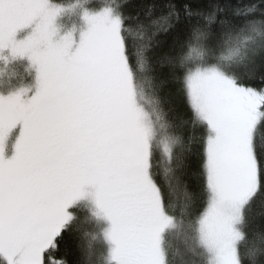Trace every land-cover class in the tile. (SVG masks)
<instances>
[{"label": "snow or ice", "instance_id": "1", "mask_svg": "<svg viewBox=\"0 0 264 264\" xmlns=\"http://www.w3.org/2000/svg\"><path fill=\"white\" fill-rule=\"evenodd\" d=\"M94 2L0 0V264H67L72 230L85 264H264V232H248L264 206V0L142 17ZM169 85L189 111L178 124Z\"/></svg>", "mask_w": 264, "mask_h": 264}, {"label": "trees", "instance_id": "2", "mask_svg": "<svg viewBox=\"0 0 264 264\" xmlns=\"http://www.w3.org/2000/svg\"><path fill=\"white\" fill-rule=\"evenodd\" d=\"M60 3H69L71 0H58ZM114 0H95L90 10L100 9V5L104 3H113ZM170 0H131L127 12L135 15L139 13L141 17L147 11L148 6L155 5L157 14L164 10ZM178 5H182L187 0H171ZM194 3H199L203 6H207L209 0H193ZM221 3L235 7L244 3L250 2V0H220ZM258 2V0H257ZM80 22V16L77 14L74 17V25L77 26ZM69 20L65 16L59 17V26L64 27L68 25ZM73 24V22H71ZM183 25L174 31L167 34H162L159 37L160 44L156 49V56L164 57L165 55H174L178 51V41L182 39ZM166 72L167 69H163ZM33 75V74H32ZM28 78V77H27ZM29 79V78H28ZM162 106L167 113L168 119L175 123H179L181 119H187L189 111L183 95L181 94L178 86L169 85L161 93ZM191 184V181H189ZM181 193H176V202L179 204ZM249 226L248 232L251 235L253 232H264V206L258 201L249 214ZM85 241L82 239V231L72 230L64 235V239L61 241L60 255L67 261V264H85L82 245Z\"/></svg>", "mask_w": 264, "mask_h": 264}, {"label": "rangeland", "instance_id": "3", "mask_svg": "<svg viewBox=\"0 0 264 264\" xmlns=\"http://www.w3.org/2000/svg\"><path fill=\"white\" fill-rule=\"evenodd\" d=\"M100 9H94V10H90V11H99ZM56 25L60 31V35H65L67 34L68 31L72 30L73 28V24L70 22L68 23V25H65L64 27H60L59 26V17L56 21ZM76 28V31L74 32V40L78 43V40H79V34L81 31H86L87 30V24L80 18V22L77 26H75ZM23 63L27 64V61H24ZM15 70L17 73H19L21 76H24L25 78V82H28L30 84H33L35 83V73L33 71V75L30 79L27 78L26 74H25V71H24V67L21 65V64H17L15 66V68H10L9 71H13ZM14 83H19L20 81L19 80H15L13 81Z\"/></svg>", "mask_w": 264, "mask_h": 264}]
</instances>
